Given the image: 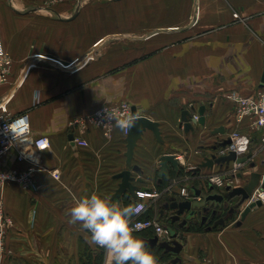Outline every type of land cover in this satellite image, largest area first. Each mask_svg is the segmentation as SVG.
Listing matches in <instances>:
<instances>
[{
  "label": "crops",
  "instance_id": "obj_1",
  "mask_svg": "<svg viewBox=\"0 0 264 264\" xmlns=\"http://www.w3.org/2000/svg\"><path fill=\"white\" fill-rule=\"evenodd\" d=\"M34 1H0V36L13 60L7 80L0 81V110L27 114L31 129L6 154L4 166L31 167L38 184L37 191L17 182L0 185V225L12 220L0 237V264H83L86 251L100 249L88 242L79 223L68 222L74 197L95 191L117 203L125 204L124 197L135 203L127 192L114 195L122 181L117 174L132 166L124 128L115 125L106 135L90 122L103 106L129 102L159 124L161 139L146 130L134 149L132 164L144 170L132 172L142 178L133 181L136 190L159 191V158L167 153L182 160L179 170L171 166L163 178L183 170L190 179L180 189L141 199L148 207L144 217L166 221L174 210L163 206L184 199L183 187L189 192L192 184L203 186L209 174L232 167L203 164L214 154L210 146L236 130L251 134L253 143L235 186L246 185L255 173L264 180L259 135L248 120L236 119L226 97L232 90L252 95L262 87L264 0H191L192 5L181 0L179 15L184 14L170 24L168 17L179 10L164 0H64L51 10ZM192 105L191 113L205 107V124L187 132L182 112ZM71 134L88 145L70 140ZM40 136L50 138V147L35 148L32 142ZM196 167L201 170L192 179ZM246 205L235 207V219L217 227L199 221L195 229H182L172 223L183 248L180 260L173 263L171 255L169 264H264V203L242 218ZM151 232L135 234L151 243L156 238ZM102 258L109 264L105 252Z\"/></svg>",
  "mask_w": 264,
  "mask_h": 264
},
{
  "label": "built area",
  "instance_id": "obj_2",
  "mask_svg": "<svg viewBox=\"0 0 264 264\" xmlns=\"http://www.w3.org/2000/svg\"><path fill=\"white\" fill-rule=\"evenodd\" d=\"M64 0H45V5L53 6L59 4ZM79 2V0H78ZM238 18V15L235 14ZM13 65V60L10 54L5 50L3 42L0 36V81H6L10 70ZM226 97L234 104L235 117L239 122L243 120L249 121V128L252 129L256 134L259 135L260 145L264 147V86H262L255 94L245 95L238 90H232L226 94ZM131 107L129 102L122 103L121 105H107L99 108L95 113L90 116V122L95 126L102 128L106 135H110L115 127V122L111 121L107 116L106 112H114L119 117L128 119L131 118ZM191 121L197 122L199 120L198 114H193L191 116ZM194 125H198L194 123ZM77 122H72L74 126ZM30 123L27 114L10 115L6 110H0V185L6 186L10 182H17L24 190L37 191L38 184L36 179L32 174V168L29 167L28 170L19 171L18 169H7L4 166V157L6 154L15 147V145L24 136L30 133ZM126 134H128V126L124 127ZM231 143L225 146H219L213 149V153L217 156L226 155L231 151L236 152L237 156H246L250 152L251 144L253 138L249 133H242L241 131H233L229 136ZM227 137V138H228ZM73 141L81 146H87L88 142L83 139L74 137ZM221 141V140H219ZM34 146L38 150L47 149L50 147V138L47 136L37 137L34 142ZM211 149V148H209ZM18 159H24L23 155L18 156ZM177 158V157H176ZM179 161L182 160L181 156L177 158ZM233 163L232 167H229L223 171H217L211 173L207 176L206 181L203 182L202 189L209 190L213 188L219 192L226 191V187L231 185L234 187L238 184L240 175H242V167L244 163H238L236 161H231ZM230 163V164H231ZM53 176L58 179L60 177V172L56 169L53 171ZM264 180H260L259 184L249 197L248 204L255 202L257 200H262L264 202V188L262 184ZM187 187H183L179 192L183 198H189V192ZM171 190L165 188L162 191H149V190H136L133 196L136 199L135 203L143 204V210L138 215L132 219V224L136 227L137 231H144L145 229H153L156 239L161 241H171V216L167 217L166 221L160 220L158 218L143 217L138 218L144 214L147 210V202L141 201L145 197H160L164 193H170ZM148 212V211H147ZM10 218L5 219L0 225V237L4 234V225L11 223ZM210 227V226H209ZM207 227V228H209Z\"/></svg>",
  "mask_w": 264,
  "mask_h": 264
},
{
  "label": "water",
  "instance_id": "obj_3",
  "mask_svg": "<svg viewBox=\"0 0 264 264\" xmlns=\"http://www.w3.org/2000/svg\"><path fill=\"white\" fill-rule=\"evenodd\" d=\"M51 10V8H48ZM42 58H48V56H41ZM262 86H264V75L262 77ZM192 108L193 105L191 106ZM131 124L128 126V134H127V162L128 165L132 166L130 169H125L117 174V177L121 178L122 181L119 184V188L116 190L115 197L120 198L121 195L125 192L130 194L131 196H134L136 191V186L133 184L134 180L142 181V178H136L133 176V171H137L140 174L144 173V170L138 166L137 164H132V159L134 156V149L137 145L138 140L142 139L143 133L146 130H152L155 134V136L158 139H161V131L159 128L158 122L150 119L149 117L143 115L136 106L131 107ZM200 112V118L197 122H194V120L191 121V113L188 109H184L182 112V120L181 123L184 125L185 131H194L195 125L197 124H205V107L199 108ZM224 128H221L220 131L223 132ZM215 132H218L216 130ZM74 136L73 134L70 135V140H73ZM231 143V139L225 138L223 139L218 145H214L211 147V149H216L219 146H225L227 144ZM250 157V154L246 156H240L238 157L236 152L231 151L226 155H220L217 156L213 154L210 158H206L204 166H212L215 163L217 164H230L231 161H236L238 163H245L248 158ZM160 168H159V181H161V178L164 176H169V171L171 166H173L175 169H180V163L179 160L176 158L175 154L167 153L160 156ZM201 170V167H196L195 172H199ZM259 173L252 174V180L247 183L244 186L232 187L231 185H228L226 187L225 192H219L218 190H215L213 188H209V190H204L200 186H196L192 184L189 187V198H184L181 200H177L173 198L171 201L166 202L163 206L164 209H173L174 214L171 216V224L178 222V227L182 229H189L194 222L201 221V223H211L212 219L215 220L213 227H217L218 225H225L226 219L230 217L235 207L241 206L245 201H247L254 191V188H256L260 181V175ZM262 188H264V183L262 184ZM191 190V191H190ZM238 197L237 202L234 204V206H231L229 208V212L224 217H218L220 214V211L225 210L227 205ZM264 202L262 200H257L255 202L250 203L248 206L245 207V209L242 212V218L246 216L253 207L260 206ZM208 229H211L209 227ZM171 237L173 238L171 241H161L159 242L156 238L151 240V244H158L160 247L164 248V250L171 255H174L173 263L178 262L180 260L179 254L183 248V244L180 239H182V236L178 235V229L174 228L171 225Z\"/></svg>",
  "mask_w": 264,
  "mask_h": 264
},
{
  "label": "clouds",
  "instance_id": "obj_4",
  "mask_svg": "<svg viewBox=\"0 0 264 264\" xmlns=\"http://www.w3.org/2000/svg\"><path fill=\"white\" fill-rule=\"evenodd\" d=\"M39 99L34 96V102ZM106 116L117 127L130 126L131 118L119 117L114 112ZM143 204H121L95 191L74 197L69 223H79L88 233L91 245L104 250L109 264H159L157 256L135 233L132 218L143 210Z\"/></svg>",
  "mask_w": 264,
  "mask_h": 264
},
{
  "label": "trees",
  "instance_id": "obj_5",
  "mask_svg": "<svg viewBox=\"0 0 264 264\" xmlns=\"http://www.w3.org/2000/svg\"><path fill=\"white\" fill-rule=\"evenodd\" d=\"M182 175H184L183 170H180V172L178 174H174L172 173L171 177L166 180L165 178H161V181H159L157 188L158 190L162 191L168 184H171V182L174 180V178H180ZM197 175V173L193 175V177H191L192 179ZM165 179V180H164ZM158 180H160L158 178ZM196 183L197 181H199L200 179L197 177L195 178ZM125 199V204H128V198L124 197ZM235 213L232 214L230 216V218H234L235 217ZM144 215H141L138 218H143ZM152 218V217H151ZM134 219V217L132 218ZM191 229H195V226L190 227ZM136 233H140L141 235L145 236H152L153 233L151 232V229H145L144 231H138ZM146 246L152 250L154 252V254L157 256L159 264H169L170 263V259H171V254L166 252L164 250V248L160 247L158 244H151V243H145ZM100 250H90V251H86L84 253L85 255V259L83 261V264H103V258L102 256L104 255V250L101 251V248H99ZM96 254V255H95ZM95 255V258L93 259Z\"/></svg>",
  "mask_w": 264,
  "mask_h": 264
},
{
  "label": "rangeland",
  "instance_id": "obj_6",
  "mask_svg": "<svg viewBox=\"0 0 264 264\" xmlns=\"http://www.w3.org/2000/svg\"><path fill=\"white\" fill-rule=\"evenodd\" d=\"M1 2H3V1H8V0H0ZM190 1V4L192 5V1L191 0H187V2H189ZM164 2H165V4L166 5H169V6H174L175 8H177L178 10H179V13L178 14H176V15H174V16H169L168 17V19H167V23L168 24H170V22H172L173 20H175V19H179L180 17H182L183 16V14L184 13H182L181 15H179L180 13H181V9L182 8H184L183 6H182V4H181V0L180 1H170V0H164ZM34 3H41L42 4V8H46V9H48V8H53V6H55V5H53L52 7L51 6H47V5H45V4H43V3H45V0H35L34 1ZM188 4V3H187ZM186 4V5H187ZM57 5V4H56ZM181 10V11H180ZM151 26V27H150ZM148 27H149V29L150 28H152V25H150V24H148ZM144 32V31H143ZM134 43L132 42V45H133ZM197 126H200V124H198V125H195V127H197ZM201 127H203V125L201 124ZM202 131H203V129H201ZM197 131H199V130H197ZM242 133H244V132H242ZM201 141L203 142V143H205V142H207L208 140L207 139H205V136L204 137H201ZM253 143V142H252ZM252 145V144H251ZM210 150H213V149H210ZM199 151H201V153H204V151H207L206 149H204V151L202 150V149H200ZM244 164H246V163H244ZM246 165H244L243 167H242V171H243V169L244 168H246L245 167ZM258 175H260V180H261V178H262V173H259ZM187 176H185V175H182L178 180H176L175 182H174V184H172L173 186L169 189V190H176V189H180L181 188V185H183L184 183H186V181L188 180V181H190V179H187ZM204 179V178H203ZM205 179H207V178H205ZM168 188V187H167ZM160 191V190H159ZM248 201L249 200H247V201H245L242 205H245L246 203H247V205L246 206H248L249 204H248ZM241 205V206H242ZM231 206H233V205H231ZM245 206V207H246ZM240 207V206H239ZM244 207V208H245ZM235 214H237V212H235ZM236 216V215H235ZM235 219V217L234 218H230V217H228V219H226V220H234ZM165 222V221H164ZM199 223V221L198 222H194L193 223V225H195V224H198ZM206 223V222H205ZM209 225H211V224H209ZM212 226V225H211Z\"/></svg>",
  "mask_w": 264,
  "mask_h": 264
},
{
  "label": "flooded vegetation",
  "instance_id": "obj_7",
  "mask_svg": "<svg viewBox=\"0 0 264 264\" xmlns=\"http://www.w3.org/2000/svg\"><path fill=\"white\" fill-rule=\"evenodd\" d=\"M195 108H192L191 106L189 107V111H190V113H191V110L193 111ZM193 114H198L199 115V118H200V112L198 111V112H194V113H191V116L193 115ZM222 141V140H221ZM221 141H216V142H214L213 144H212V146H210V147H213L214 145H218ZM179 163H180V161H179ZM200 172V171H199ZM198 173V172H197ZM229 208H231V206L228 204L227 205V207H226V211H225V214H224V216L229 212ZM236 210V209H235ZM235 210H234V212H233V214L235 213ZM222 217V216H221ZM216 220V219H215ZM215 220H213L212 219V221H211V223H209V224H211V225H213L214 224V222H215Z\"/></svg>",
  "mask_w": 264,
  "mask_h": 264
},
{
  "label": "bare ground",
  "instance_id": "obj_8",
  "mask_svg": "<svg viewBox=\"0 0 264 264\" xmlns=\"http://www.w3.org/2000/svg\"><path fill=\"white\" fill-rule=\"evenodd\" d=\"M168 29H170V28H168Z\"/></svg>",
  "mask_w": 264,
  "mask_h": 264
}]
</instances>
